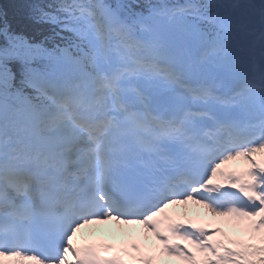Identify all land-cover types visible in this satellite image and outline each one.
<instances>
[{
    "label": "snow or ice",
    "instance_id": "snow-or-ice-1",
    "mask_svg": "<svg viewBox=\"0 0 264 264\" xmlns=\"http://www.w3.org/2000/svg\"><path fill=\"white\" fill-rule=\"evenodd\" d=\"M0 264H264V0L0 5Z\"/></svg>",
    "mask_w": 264,
    "mask_h": 264
},
{
    "label": "trees",
    "instance_id": "trees-1",
    "mask_svg": "<svg viewBox=\"0 0 264 264\" xmlns=\"http://www.w3.org/2000/svg\"><path fill=\"white\" fill-rule=\"evenodd\" d=\"M32 2L33 0H0V5L8 11L9 19H13L23 15L27 6Z\"/></svg>",
    "mask_w": 264,
    "mask_h": 264
},
{
    "label": "bare ground",
    "instance_id": "bare-ground-1",
    "mask_svg": "<svg viewBox=\"0 0 264 264\" xmlns=\"http://www.w3.org/2000/svg\"><path fill=\"white\" fill-rule=\"evenodd\" d=\"M203 217H204V214H203ZM112 224H114V226H113V232L112 233H115L116 231H115V228H117V225L114 223V222H112ZM103 232H106V231H103ZM106 234V233H105Z\"/></svg>",
    "mask_w": 264,
    "mask_h": 264
}]
</instances>
